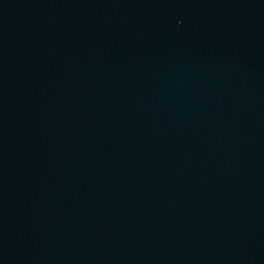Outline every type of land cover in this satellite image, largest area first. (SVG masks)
I'll return each instance as SVG.
<instances>
[{"label": "water", "instance_id": "95a60500", "mask_svg": "<svg viewBox=\"0 0 264 264\" xmlns=\"http://www.w3.org/2000/svg\"><path fill=\"white\" fill-rule=\"evenodd\" d=\"M0 264H264V0H0Z\"/></svg>", "mask_w": 264, "mask_h": 264}]
</instances>
